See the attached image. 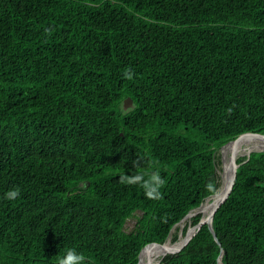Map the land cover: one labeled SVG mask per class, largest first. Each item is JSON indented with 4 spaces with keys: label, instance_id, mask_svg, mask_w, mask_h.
<instances>
[{
    "label": "trees",
    "instance_id": "trees-1",
    "mask_svg": "<svg viewBox=\"0 0 264 264\" xmlns=\"http://www.w3.org/2000/svg\"><path fill=\"white\" fill-rule=\"evenodd\" d=\"M262 135L264 0H0V264H140ZM237 163L221 245L204 224L159 264H264V151ZM152 171L160 199L120 181Z\"/></svg>",
    "mask_w": 264,
    "mask_h": 264
},
{
    "label": "bare ground",
    "instance_id": "bare-ground-1",
    "mask_svg": "<svg viewBox=\"0 0 264 264\" xmlns=\"http://www.w3.org/2000/svg\"><path fill=\"white\" fill-rule=\"evenodd\" d=\"M258 142L259 145H256L254 143H250V145H248L243 142L229 143L222 148L221 150L222 160H223L222 183L219 186L217 192L214 194L213 201L208 205L193 209L190 213H188L182 219V221L177 224L180 225L179 227H181V236L179 237V239L175 242H171V241L165 242L159 250L155 251V253L151 254L147 258L145 257L146 259L144 258V260L141 261L142 264H159L166 256L170 255L175 249L181 247L187 240H189L192 237L195 230L199 227L200 224L198 223L191 232L192 226L194 224L193 221H195L193 220V218L197 215H200V217L206 219V221L210 218L212 212L218 206L219 202L223 199L225 195V190L227 192V190L231 186L233 180V172L235 169V164H237V160L240 157L249 155L254 151L264 150V143L260 141ZM184 232H185V236L183 237L182 233ZM219 264H222L221 261Z\"/></svg>",
    "mask_w": 264,
    "mask_h": 264
},
{
    "label": "clouds",
    "instance_id": "clouds-1",
    "mask_svg": "<svg viewBox=\"0 0 264 264\" xmlns=\"http://www.w3.org/2000/svg\"><path fill=\"white\" fill-rule=\"evenodd\" d=\"M124 76L129 80L132 79V70H126L124 72ZM120 181L125 185H139L143 189L144 195L148 199H160L161 189L165 184L164 178L158 171L142 172L131 176L124 175L120 178ZM207 187L211 189L213 185L210 183ZM19 196V188H13L4 194V199L8 201H14ZM85 259L86 258L84 254L79 252L76 248H68L61 257L59 264H85Z\"/></svg>",
    "mask_w": 264,
    "mask_h": 264
},
{
    "label": "water",
    "instance_id": "water-1",
    "mask_svg": "<svg viewBox=\"0 0 264 264\" xmlns=\"http://www.w3.org/2000/svg\"><path fill=\"white\" fill-rule=\"evenodd\" d=\"M125 106H131L132 105V99L131 98H127L125 101ZM245 135V134H244ZM252 135H261V134H252ZM262 136H264V135H262ZM231 142V141H230ZM229 143V142H228ZM227 143V144H228ZM227 144H225V145H227ZM225 145H223L222 146V148L225 146ZM264 151V150H263ZM249 156H250V154L249 155H247V160H248V158H249ZM239 165L240 164H235V169H234V176H233V180H232V183H231V186L229 187V189L227 190V192L225 193V195H224V197H223V199L219 202V204H218V206L215 208V210L212 212V214H211V216H210V218L207 220V221H205V222H202V223H200L199 224V229L204 225V224H207L208 225V227L210 228V230H211V232L213 233V235H214V237H215V239L218 241V243L221 245V243L219 242V240H218V237H217V235H216V233H215V231H214V228H213V218H214V215H215V213H216V211L218 210V208L227 200V198L229 197V195H230V193H231V191H232V189H233V185H234V182H235V179H236V172H237V168L239 167ZM191 212V211H190ZM189 212V213H190ZM198 229V230H199ZM192 239V238H191ZM190 239V240H191ZM190 240H187L184 244H183V246L176 252V253H178V252H180L188 243H189V241ZM175 253V254H176ZM223 254H224V250H222V253H221V255L219 256V259H218V264L220 263V261H221V263L223 264V262H222V257H223Z\"/></svg>",
    "mask_w": 264,
    "mask_h": 264
},
{
    "label": "rangeland",
    "instance_id": "rangeland-1",
    "mask_svg": "<svg viewBox=\"0 0 264 264\" xmlns=\"http://www.w3.org/2000/svg\"><path fill=\"white\" fill-rule=\"evenodd\" d=\"M128 107V106H127ZM251 141H254V140H251V139H249V141L248 142H251ZM240 142H245V141H242V140H237V141H233V142H231V143H240ZM221 150H222V147L221 148H219L218 150H217V152H216V156H217V173H218V176H219V181H220V185H221V183H222V172H223V167H222V165H223V160H222V153H221ZM255 152V151H254ZM245 157H247V155L246 156H243V157H240V158H245ZM239 158V159H240ZM222 160V161H221ZM220 166V167H219ZM139 213V212H138ZM139 214H141V213H139ZM135 224H136V219H134V218H132V219H129L128 221H127V223H126V226H125V229H126V231L127 232H129V231H131L134 227H135ZM180 225H176L174 228H173V230H172V232H171V234H170V236H169V238L167 239V241H171V242H175V241H177L178 239H179V237L181 236V227H179ZM180 230V231H179ZM182 236L184 237L185 236V232L184 233H182ZM166 241V242H167ZM160 249V248H159ZM158 249V250H159ZM147 258V257H146ZM145 258V259H146ZM142 264V263H141Z\"/></svg>",
    "mask_w": 264,
    "mask_h": 264
}]
</instances>
